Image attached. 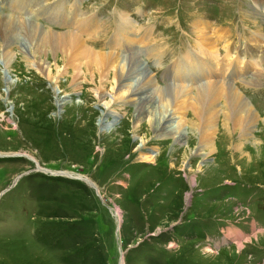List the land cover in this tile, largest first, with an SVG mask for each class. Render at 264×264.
I'll return each instance as SVG.
<instances>
[{"label": "rangeland", "instance_id": "rangeland-1", "mask_svg": "<svg viewBox=\"0 0 264 264\" xmlns=\"http://www.w3.org/2000/svg\"><path fill=\"white\" fill-rule=\"evenodd\" d=\"M45 1L50 11L0 8V23L16 36L7 48L0 38V155L24 154L0 158V264H120L121 253L122 264H264V46H259L264 0H65L62 7ZM70 4L108 21V27L122 11L143 26L136 28L132 20L131 41L122 32L118 36L115 26L109 30L95 22L86 24L95 25L91 34L96 37L89 36L91 28L51 26ZM47 14L56 19L46 22ZM207 25L217 28L214 38L205 32ZM199 29L211 45H203ZM43 33L71 35L77 44L35 55L43 48L35 41ZM135 33L140 42L150 36L157 49L140 45L142 52L131 51L140 44ZM111 34L109 43L115 44L109 48L103 40ZM238 41L247 55L259 59L248 81L206 83L208 76H202L189 82L193 86L183 81L169 86L191 91L171 95L173 121L180 124L184 143L156 136L146 118L136 121L137 107L123 103L114 68L96 67L80 52L116 57L110 52L124 45L117 57L135 56L142 73L149 74L151 89L159 90L166 88L161 73L175 59L188 54L202 59L206 54L199 47L218 54ZM188 64L183 61L185 69ZM213 83L207 103L198 102V87ZM246 86L259 88L250 92L251 100ZM228 90L249 105L246 133L242 120L228 118ZM114 116L117 121L107 129ZM151 152L156 158L142 159ZM35 165L87 178L97 192L77 176L50 175Z\"/></svg>", "mask_w": 264, "mask_h": 264}, {"label": "bare ground", "instance_id": "bare-ground-1", "mask_svg": "<svg viewBox=\"0 0 264 264\" xmlns=\"http://www.w3.org/2000/svg\"><path fill=\"white\" fill-rule=\"evenodd\" d=\"M71 9H75L74 8V4H73V7ZM92 12H94V11H92ZM73 13H74V15H71ZM63 14L66 17L64 19V22H69V18H73V20H71L68 23V25H72V21L73 22H76V19L79 18V17H81L79 24L76 25V28L80 27L83 32H84V29L94 28L93 27L94 25H89V24H86V23H93V22H95V23H99L101 25H106V27L109 30H112L114 28V26H115L116 28H118V31H117L118 36H120V32H122L125 35V39L127 41H131V39H130L131 34H127V30L130 29V28H134L135 27V22H133L132 21L133 19H130V17H127L126 15H124L123 14V11L119 13V15H118L119 17L117 18V20L114 21V23L113 22L110 23L109 27H108V21H105V22H100L99 21L98 22V20L95 19L93 17V15H86L84 13H80L76 9L75 10H72L71 12L69 11L68 13L66 11H64ZM0 20H1V17H0ZM118 23H120V25H117ZM122 25H123V27H122ZM20 26H22V25H20ZM191 27H192V25H191ZM7 28H8V26L5 25V23L4 24L3 23H0V38H1V36L2 37L4 36L3 38H5L6 41L8 42L7 44H5V46H6L5 48L9 47L10 45H13L14 46V43L16 42L15 41L16 40V36H13L12 37L11 34L13 32H7ZM214 29H217V28H214ZM31 31L32 30H30V32ZM198 31H199V34H200L201 41L203 42V45H204V43L206 44V46L207 45H211V43L209 41V37L206 34H201L202 33V29H199ZM205 32H207V30H205ZM214 32H216V31H214ZM112 33H114V32H112ZM6 35H10V37H7ZM136 35H138V33H135L134 34V36H136ZM34 40H35V36L34 37H31L30 43L32 41H34ZM140 40H141V38L138 35V37H137V43H139ZM35 41H36L37 46L43 47L42 50H40L39 49L40 47L38 48L36 46L37 48L34 50V54L35 55H40V56H41V51H42L43 54H46V52H44V48L45 49H48V50H51V51H54V53H55V52H57V48H60V49L62 48L63 49L62 45L69 46L70 48H72L74 45L77 44V39H75L71 35H63V36H60V37H55L54 35H51L49 37V36H45V34H44L41 37V41L39 39L38 40H35ZM41 42L42 43L43 42H47L51 47L44 46V45H42ZM19 43H20L19 46L20 47H23V50H24L25 49V46H23L24 44H21V42H19ZM27 43H26V45H28ZM114 44H115V41H112L110 43L108 41H106L104 43V45L105 46L107 45V47H109V48L111 46H113ZM19 46H17V47H19ZM79 46H80V43H79ZM114 48H115V50H118L119 47L118 46H115ZM90 50H88V49L87 50H84V51L83 50L82 51L80 50V52L82 54L88 55L87 57L90 58V59H92L94 61L96 67H99V68L100 67H105L106 69L107 68H109V69L110 68L111 69L114 68V73H115L114 76L116 77V81L117 80L119 81L117 90H118V92H121V93L125 92L124 93L125 97L123 98V103L126 104L127 102H131V103H133L132 106L137 107V115H135L136 117H134V119L136 121H141L142 119L146 118L147 119V123H149L150 129H153V131L156 134V136H166V135H169L170 136L171 135V136H174L175 140L182 141L183 143L185 142L184 134L182 132V129H180V127H179L180 124H178V126L175 125L176 124L174 122L175 121L174 120L175 117H173V114L171 112V111H173V109L170 108L171 107V104L170 103H171V95L172 94L173 95L175 94V95L181 96V95L184 94V92H186V93L189 92L190 93L191 91H189L188 89H181V88H178V90L175 89V91H173L174 88L169 87L170 85H168V86L165 85L166 88H161L160 87V88H158L159 90H157V89L156 90L151 89V86H153V85H151V82L152 81L149 79V74L148 73H145V72L142 73V71L140 70V68L138 66V60H137V58L135 56H130V57H117V56L120 55V53L119 54H116L115 52H110V53L116 55V57L111 56V54H107V55L104 54L105 56L102 54L103 57H102V55H100V57H99L97 55L91 54L92 52ZM112 50H113V48H112ZM235 51H236V49L233 51V53H235ZM126 52H129V50H126ZM204 53L207 56V51L206 52L204 51ZM51 54H53V53H51ZM125 55L127 56V54H125ZM213 55H215V54H211L210 53V56H213ZM252 55H251V57H252ZM188 65H191V64H188ZM176 66H178L177 73H176L178 75L186 74V73H188L189 71H192V70L197 71V74L198 75H200L203 72V70L201 69L200 62L199 63H195V65L192 66L189 69H185L184 68L183 62L177 64ZM213 71H214V68H213ZM202 76H204V75L202 74ZM205 77L206 76H204L203 78H205ZM199 80H200V78H199ZM199 80H197L195 78H192L189 81H183V80H179V81L186 82L189 86H193L192 83H189V82L190 81L196 82V81H199ZM5 81L7 82V79L6 78H5ZM224 82H227V81H224ZM203 83L204 82H202V84ZM214 84L215 83H213V84H206V85H203V86L198 87L199 89H197L195 91V95L197 96L196 98H197L198 102H200V103H202L204 105L207 103V101H208V99L210 97V93L213 91V89H211V86H215ZM199 85H201V84H195V86H199ZM154 86H156V85H154ZM217 90H218V88L216 89V91ZM221 90H222V88H221ZM151 92H155L156 94H158L159 95V98H160V101H157V99L154 101L153 98L151 97V95H152ZM228 93H230L229 94L230 99H228V100H226L224 102L225 103V106H226V109L228 111V118H234V121H237V122H239V121L242 120V123H241V131L244 132L247 129V127H248L249 118L252 115L251 112H250V110H249V108H248L249 105L245 104V102L243 101V99L241 100L239 97L233 95L234 92H230L228 90ZM218 94H220L219 91H218ZM101 96H103V95H101ZM172 100L174 101L175 99H172ZM61 101H59V103H58L59 105L62 104ZM183 102H185V101H183ZM207 107L208 108H206V111H204L206 114H208L210 111H212V109L209 108L210 105H207ZM206 117H204V120H205ZM114 120H116L115 116H114L113 121L111 119L110 121H108L106 123L105 127H107V129H110V127L112 126ZM208 127H211V126H208ZM207 130H208V128H206L204 130V132L207 131ZM244 133H246V132H244ZM139 142H140V144L138 145V147L139 146L141 147L142 145H144V142L142 140H140ZM156 155H157L156 153L154 154L153 152H151L149 156L144 157L142 159H150V160H153L154 158H156ZM66 174L68 176H74V174H71V173H66ZM75 176L84 179V177H81L79 175H75ZM85 180L87 181L88 179L86 178ZM231 231H232V233H234L233 230H231ZM238 235H240V234L238 233Z\"/></svg>", "mask_w": 264, "mask_h": 264}]
</instances>
